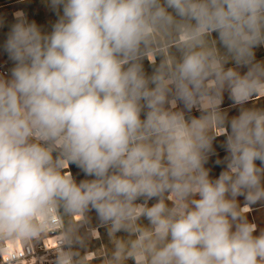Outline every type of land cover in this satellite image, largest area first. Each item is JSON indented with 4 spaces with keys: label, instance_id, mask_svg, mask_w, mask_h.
<instances>
[{
    "label": "clouds",
    "instance_id": "1",
    "mask_svg": "<svg viewBox=\"0 0 264 264\" xmlns=\"http://www.w3.org/2000/svg\"><path fill=\"white\" fill-rule=\"evenodd\" d=\"M46 3L51 30L18 11L3 46L0 246L51 237L54 264H85L94 211L104 264H264V0Z\"/></svg>",
    "mask_w": 264,
    "mask_h": 264
},
{
    "label": "rangeland",
    "instance_id": "2",
    "mask_svg": "<svg viewBox=\"0 0 264 264\" xmlns=\"http://www.w3.org/2000/svg\"><path fill=\"white\" fill-rule=\"evenodd\" d=\"M10 0H0V5H3ZM21 8L25 12V16L27 17L29 22H35L39 27L42 28L43 31H50L51 26L57 20V15L48 7L46 0H22L15 6L5 7L0 10V40L6 41L7 34L11 29V26L16 22V20L12 17V8ZM215 36V34H213ZM256 58L257 60H264V47H260L256 49ZM145 70L148 73H151L152 67L148 64L147 61L144 62ZM228 66H233L229 64ZM259 163V162H257ZM70 170L73 176L79 181L80 179H84L83 173L75 167L74 165L70 166ZM209 170L211 171L210 176L212 178H217L219 173L223 170L220 165L216 163L212 165ZM238 203L240 205H245L246 201L243 196L237 198ZM92 217V226L97 227L99 232V236L94 232L93 238L89 241L87 253L84 254L83 250H81L82 254H84L85 264H104V256L111 251V243L110 239L107 235V230L105 227L100 226L99 222L96 218L95 212L90 213ZM247 215V214H246ZM146 223V221H145ZM118 236L125 235L124 233H118ZM131 264V262H129Z\"/></svg>",
    "mask_w": 264,
    "mask_h": 264
},
{
    "label": "crops",
    "instance_id": "3",
    "mask_svg": "<svg viewBox=\"0 0 264 264\" xmlns=\"http://www.w3.org/2000/svg\"><path fill=\"white\" fill-rule=\"evenodd\" d=\"M21 1L22 0H10V2H7L3 5H0V10L5 8V7L15 6L18 3H20ZM18 11L24 12V10L21 8H18V7L12 8L11 15L14 19H15L14 14ZM24 14H25V12H24ZM4 43H5V41L0 40V70L8 68L11 71V69L14 65H13V62L11 60H9L7 53L4 51V48H3ZM244 71H246V69H241L242 73ZM0 74H2V73L0 72ZM9 75H7V76H9ZM257 100H259V98H257ZM245 106L246 107H252L253 102H250L249 104H247ZM255 106L264 107V98H261L259 101H256ZM221 107H222V109L227 111L229 118L239 114L238 107L232 106V101L229 99L227 92L225 93L224 101H223V104L221 105ZM192 115L199 116L200 113L198 111L193 110ZM225 139H226L225 136H219L214 140L213 148H214L215 152H214V154L210 155L208 163L205 165L207 168H210L212 165H214L216 163L217 159L223 160L224 156L227 155V153L223 147ZM220 166L222 169L224 168V165H220ZM210 173H211V171H210ZM240 206L242 207L243 205H240ZM251 206L253 207V210L251 212L246 213L247 214L246 217H247L249 222L255 223L257 225V232L255 234L258 235L259 231L261 229H264V202H258L257 204H254Z\"/></svg>",
    "mask_w": 264,
    "mask_h": 264
},
{
    "label": "built area",
    "instance_id": "4",
    "mask_svg": "<svg viewBox=\"0 0 264 264\" xmlns=\"http://www.w3.org/2000/svg\"><path fill=\"white\" fill-rule=\"evenodd\" d=\"M3 75H9L10 70L8 68L0 70ZM11 241H5L0 246V264H6V262L14 256L21 257L20 264H54L56 256L53 250L56 248L55 239L49 237L43 242L35 243L29 248H25L20 244V248L10 249Z\"/></svg>",
    "mask_w": 264,
    "mask_h": 264
},
{
    "label": "bare ground",
    "instance_id": "5",
    "mask_svg": "<svg viewBox=\"0 0 264 264\" xmlns=\"http://www.w3.org/2000/svg\"><path fill=\"white\" fill-rule=\"evenodd\" d=\"M244 206V205H243ZM242 206V207H243ZM253 210V207L251 206V210L249 211V212H251ZM248 213V212H247ZM10 249H17V248H20V243L19 242H16L15 244L13 243V244H11L10 245V247H9Z\"/></svg>",
    "mask_w": 264,
    "mask_h": 264
}]
</instances>
